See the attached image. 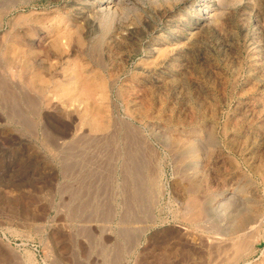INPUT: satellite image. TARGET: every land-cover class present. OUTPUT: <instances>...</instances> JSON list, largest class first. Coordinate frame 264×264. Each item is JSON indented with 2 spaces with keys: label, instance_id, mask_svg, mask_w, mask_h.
I'll use <instances>...</instances> for the list:
<instances>
[{
  "label": "rangeland",
  "instance_id": "1",
  "mask_svg": "<svg viewBox=\"0 0 264 264\" xmlns=\"http://www.w3.org/2000/svg\"><path fill=\"white\" fill-rule=\"evenodd\" d=\"M0 264H264V0H0Z\"/></svg>",
  "mask_w": 264,
  "mask_h": 264
}]
</instances>
